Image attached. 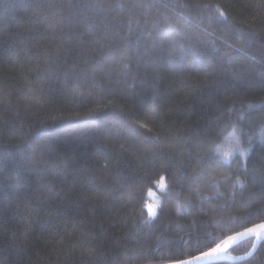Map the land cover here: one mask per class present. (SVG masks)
I'll return each instance as SVG.
<instances>
[{
    "label": "trees",
    "instance_id": "16d2710c",
    "mask_svg": "<svg viewBox=\"0 0 264 264\" xmlns=\"http://www.w3.org/2000/svg\"><path fill=\"white\" fill-rule=\"evenodd\" d=\"M263 222L264 0H0V264L177 263Z\"/></svg>",
    "mask_w": 264,
    "mask_h": 264
},
{
    "label": "water",
    "instance_id": "95a60500",
    "mask_svg": "<svg viewBox=\"0 0 264 264\" xmlns=\"http://www.w3.org/2000/svg\"><path fill=\"white\" fill-rule=\"evenodd\" d=\"M264 224H258L256 226H253L251 228H257V235L264 237V231L260 230L259 226ZM250 229V228H249ZM249 229L244 230L240 233H237L235 235L229 236L226 239H224L222 242H220L216 247L211 249L210 252H214L217 248L220 249L219 252H216L215 255L211 258L205 257L204 254L198 255L194 258L184 260L177 263H170V264H220V263H243L248 260H250L259 250L260 246L264 242V239H257L256 235H251L249 233ZM253 240V248L251 251L245 255L242 256H234L230 255L231 250H233L238 245ZM198 257H204L203 260L197 259Z\"/></svg>",
    "mask_w": 264,
    "mask_h": 264
},
{
    "label": "snow or ice",
    "instance_id": "6c2138e0",
    "mask_svg": "<svg viewBox=\"0 0 264 264\" xmlns=\"http://www.w3.org/2000/svg\"><path fill=\"white\" fill-rule=\"evenodd\" d=\"M249 107H253V106L250 105ZM242 118L243 117H241V119ZM235 131L236 130L234 129L233 133H232V138L233 139L235 138ZM214 152L219 157V159L217 160V163L218 164H222L224 166L225 170H228V166L230 164V159L232 158L233 153L231 151H224L222 148H219V147L214 148ZM240 155L244 156L245 153L241 152ZM236 185L241 187V188L244 187V185L241 183L240 180H236ZM157 187H159L160 191H162V192L165 190L166 185H165L164 177L160 178V180L157 183ZM152 195H153V193L149 192V196H152ZM148 211H149V215H151V216L155 215V211H154V209L152 207H149ZM259 228H260V230L264 231V224L260 225ZM248 234L256 235L257 239H264V237H261V236L257 235V228H250ZM219 251H220V249L217 248L216 250H214V252L205 253L204 256L208 257V258H211V257H213L215 255L216 252H219ZM197 259L203 260L204 257H198Z\"/></svg>",
    "mask_w": 264,
    "mask_h": 264
},
{
    "label": "rangeland",
    "instance_id": "374dc122",
    "mask_svg": "<svg viewBox=\"0 0 264 264\" xmlns=\"http://www.w3.org/2000/svg\"><path fill=\"white\" fill-rule=\"evenodd\" d=\"M158 189H159V187H158ZM159 191H160V189H159ZM152 193H153V195L151 196V201L149 203V207H152L156 213L157 208L159 206V197H158L157 192H152Z\"/></svg>",
    "mask_w": 264,
    "mask_h": 264
}]
</instances>
